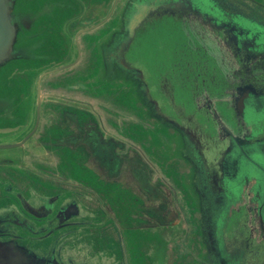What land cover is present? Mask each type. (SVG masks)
<instances>
[{"label": "flooded vegetation", "instance_id": "flooded-vegetation-1", "mask_svg": "<svg viewBox=\"0 0 264 264\" xmlns=\"http://www.w3.org/2000/svg\"><path fill=\"white\" fill-rule=\"evenodd\" d=\"M217 1L226 11L264 23V0ZM171 6L167 0H18L20 28L32 36L25 55L31 59L9 70L16 83L3 86L1 103L7 107L14 97L4 89L18 92L12 104L26 111L27 122L8 134L11 142L30 135L21 145L0 147L1 241L14 240L65 264H227L221 239L247 236L251 221L264 233V218L249 222L244 212L243 203L255 198L246 197L247 190L237 197V190L220 183L225 174L216 167L231 158L202 156L205 167H199L195 153L202 155L203 148L181 120L148 111L152 96L145 75L155 61L159 15ZM32 12L43 17L31 21ZM105 90L116 97L107 110L114 120L109 125L127 141L123 160L113 147L105 149L113 157L102 154L103 137L114 136L104 127ZM119 98L137 117L116 106ZM119 113L126 128L115 120ZM5 117L0 123L7 124ZM137 136L147 145H136ZM165 158L179 178L188 214L167 179ZM235 170L228 169L230 179ZM121 207L138 220L122 223L116 212ZM166 242L169 250L157 257Z\"/></svg>", "mask_w": 264, "mask_h": 264}, {"label": "water", "instance_id": "water-1", "mask_svg": "<svg viewBox=\"0 0 264 264\" xmlns=\"http://www.w3.org/2000/svg\"><path fill=\"white\" fill-rule=\"evenodd\" d=\"M163 1L157 0L158 5ZM167 2L172 6L159 15L160 31L154 36L152 52L155 61L150 75H145L152 96L146 100L148 111L156 109L165 117L181 120L182 126L203 148L202 155L199 151L195 153L199 167H205L202 156H218L222 161L231 158L229 163L221 162L217 170L215 166L209 167L225 174L220 177V183L230 191L237 190V197H244L247 190L246 197L255 198L253 202L243 203L244 212L249 222L261 221L264 218V170L261 172L264 164V23L252 16L226 11L217 0ZM18 9V0H0V119L7 116V124L0 123V131L7 127L8 133L27 122L26 111L12 104L18 99V92L4 89L9 95L14 93V97H9L7 107L1 103L3 86L16 83L11 82L9 70L21 60L31 59L25 55L31 52L26 47L31 46L29 37L32 36L25 35L20 28ZM30 16L31 21L43 17L35 18L33 12ZM25 30L29 31L27 27ZM136 68L143 72L141 66ZM106 93L109 92L105 90ZM121 109L129 117H137L128 106ZM39 116L38 113V122ZM28 136L19 142L0 143V147L21 145ZM185 161L191 164L190 158ZM234 167L236 177L230 179L228 169ZM218 180L217 176L215 181ZM249 213L253 216L249 217ZM248 228L247 236H226V242L221 239L219 252L227 264H264L261 247L264 233L252 221ZM255 245L259 251L253 249ZM0 264L65 263L36 254L14 240H0Z\"/></svg>", "mask_w": 264, "mask_h": 264}, {"label": "rangeland", "instance_id": "rangeland-1", "mask_svg": "<svg viewBox=\"0 0 264 264\" xmlns=\"http://www.w3.org/2000/svg\"><path fill=\"white\" fill-rule=\"evenodd\" d=\"M9 67H11V65L9 66ZM114 102H116V100L113 98V96H112V94H109V93H106V95H103V97H102V100H100V106H102V108H103V116H104V127L107 129L106 130V132H112L113 134H114V136H117V138H120L121 136L117 133V130L115 131L110 125H109V122H112V121H114L113 119H111L110 118V115H109V113H108V110H107V108L108 107H111V106H114L115 105V103ZM117 107H119V108H125V104L121 101V100H119L118 101V103H117V105H116ZM121 117V114L119 113V117H117V119H115V120H117V122H120L121 124H123V126L126 128V125L127 124H124V120H123V118L121 119L120 118ZM119 118H120V120H119ZM125 123H127V122H125ZM124 129V128H123ZM0 138H2V139H5L6 141H7V143L8 142H11L12 140V137H11V134H8V132H6V131H0ZM133 138V137H132ZM133 140H134V142H135V144L136 145H138V146H144V145H147V142L145 141V139L143 140L142 138H139L138 136L137 137H134L133 138ZM108 149H110V148H108ZM111 150V149H110ZM164 162H162V164H164V163H166L169 167H167L168 169H167V172H166V176H167V179L169 180V181H172V183L175 185V186H177V188H178V197H179V202H181V205L183 206V208L185 209V211H186V214H188V212H189V210H188V207H187V205H186V200H185V196H184V194H183V192H182V190L179 188V178H173L172 177V173H171V169L173 168V167H170V164L169 163H167L168 162V159L167 158H165L164 160H163ZM170 162V161H169ZM176 162V163H175ZM171 163H175L176 165L178 164V161H173V162H171ZM161 168H162V170L163 171H165L164 170V167L161 165ZM173 170V169H172ZM175 204H176V206H178L177 205V203L175 202ZM179 207V206H178ZM125 209H126V207H121L120 209H117L116 210V212H117V214L119 215V217H120V219H121V221H122V223H126L127 221H129L130 219L131 220H138V218L135 216V215H126L127 213L125 212ZM126 213V214H125ZM136 217V218H135ZM190 217V216H189ZM185 225H187V223H184V225L183 226H185ZM167 230L168 231H171L172 230V228L171 229H169V227H167ZM132 232H129V231H126V236H128V238H129V240L132 242V241H134V237H135V235L132 233ZM152 235H154L155 234V232H152L151 233ZM134 235V236H133ZM187 241H188V235H186L185 237H184V244H187ZM166 250H169V243L168 242H166V244H164L163 246H160V247H158L157 248V250H156V256L158 257V255L160 254V253H162V254H166Z\"/></svg>", "mask_w": 264, "mask_h": 264}, {"label": "crops", "instance_id": "crops-1", "mask_svg": "<svg viewBox=\"0 0 264 264\" xmlns=\"http://www.w3.org/2000/svg\"><path fill=\"white\" fill-rule=\"evenodd\" d=\"M126 142L127 141L125 139H123V137L117 138V136H112V138H108V139H107V137H103V140L101 142L103 156H105V158L111 157L112 154H110V152L105 150V149L113 147V149L115 148V150L117 151L118 155H120L119 158H122V160H123L124 158H126V156H125V153L122 152V149L124 148V147H122V145L124 146ZM120 145H121V147H120ZM103 149H104V151H103ZM105 164H108L106 162V159H105Z\"/></svg>", "mask_w": 264, "mask_h": 264}]
</instances>
